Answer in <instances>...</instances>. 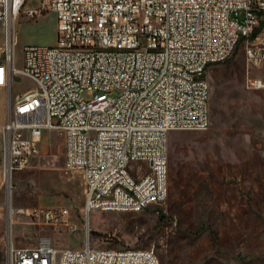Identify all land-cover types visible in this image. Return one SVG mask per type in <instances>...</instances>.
Returning a JSON list of instances; mask_svg holds the SVG:
<instances>
[{"label": "built area", "instance_id": "built-area-1", "mask_svg": "<svg viewBox=\"0 0 264 264\" xmlns=\"http://www.w3.org/2000/svg\"><path fill=\"white\" fill-rule=\"evenodd\" d=\"M28 1L0 0L2 174L29 165L43 129L59 131L64 169H78L83 178L84 218L93 209L138 211L161 201L167 132L207 126L206 66L229 57L242 38L248 42L246 65L264 59V41L257 32L250 37L264 0ZM44 10L55 17V44H23L15 65L12 24L20 15ZM19 77L33 86L15 91ZM244 83L264 85L249 76ZM29 214L74 226L63 206ZM4 264H158V259L153 247L90 246L86 236L80 246L56 247L40 236L31 246L9 242Z\"/></svg>", "mask_w": 264, "mask_h": 264}, {"label": "rangeland", "instance_id": "rangeland-1", "mask_svg": "<svg viewBox=\"0 0 264 264\" xmlns=\"http://www.w3.org/2000/svg\"><path fill=\"white\" fill-rule=\"evenodd\" d=\"M256 14L264 41V9ZM12 28L17 66L23 44L56 42L50 10L20 15ZM247 43L240 39L229 57L204 70L206 128L167 132L166 194L157 203L138 211L93 209L84 218L83 178L78 169H64L62 135L55 129L42 131L28 166L5 177L0 154V264L9 242L31 246L40 236L56 247L80 246L85 236L90 246L153 247L158 264H264V85L244 83L246 76L264 82V59L246 65ZM32 86L21 77L15 90ZM49 206L66 207L73 228L29 214Z\"/></svg>", "mask_w": 264, "mask_h": 264}, {"label": "crops", "instance_id": "crops-1", "mask_svg": "<svg viewBox=\"0 0 264 264\" xmlns=\"http://www.w3.org/2000/svg\"><path fill=\"white\" fill-rule=\"evenodd\" d=\"M37 2V0H29L28 3L29 5H33ZM21 77L18 78V80L20 79ZM16 83V82H15ZM14 89H15V85H14ZM26 89V88H25ZM16 91V90H15ZM18 91H21V90H18ZM2 121V117L0 115V122ZM44 130V129H43ZM42 130V131H43ZM42 131H41V135H42ZM59 132V131H58ZM60 133V132H59ZM62 135V134H61ZM40 144H41V137H40V142H39V147H40ZM38 147V149H39ZM62 147H63V137H62ZM0 154H1V139H0ZM82 201H83V193H82ZM50 207V206H49ZM64 207V206H63ZM81 207H82V204H81ZM83 214V213H82ZM51 241V240H50ZM52 243V242H51Z\"/></svg>", "mask_w": 264, "mask_h": 264}, {"label": "trees", "instance_id": "trees-1", "mask_svg": "<svg viewBox=\"0 0 264 264\" xmlns=\"http://www.w3.org/2000/svg\"><path fill=\"white\" fill-rule=\"evenodd\" d=\"M257 29H258V27H254V28H253V30H252V32H251V34H250V37L253 36V35L257 32ZM237 43H238V42H237ZM237 43H236V44H237Z\"/></svg>", "mask_w": 264, "mask_h": 264}]
</instances>
